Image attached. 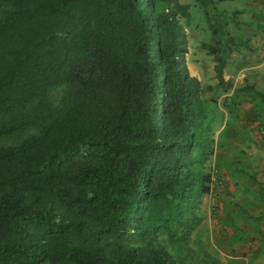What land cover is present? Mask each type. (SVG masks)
<instances>
[{"label":"trees","instance_id":"16d2710c","mask_svg":"<svg viewBox=\"0 0 264 264\" xmlns=\"http://www.w3.org/2000/svg\"><path fill=\"white\" fill-rule=\"evenodd\" d=\"M220 1L198 0L225 91V56L247 45L220 34ZM190 16L180 0H0V138L37 128L0 146V264H222L191 246L216 94L188 70Z\"/></svg>","mask_w":264,"mask_h":264},{"label":"crops","instance_id":"0c3cea01","mask_svg":"<svg viewBox=\"0 0 264 264\" xmlns=\"http://www.w3.org/2000/svg\"><path fill=\"white\" fill-rule=\"evenodd\" d=\"M216 6L239 11L231 35L247 46L225 56L223 78L231 87H215L213 78L208 84L216 100L202 95L214 137L210 166L220 168L223 183L214 198L216 208L212 214L206 209L193 238L223 264H264V145L254 130L256 121L264 123V101L239 90L247 85L264 94V0H222ZM213 66L214 60V74ZM187 67L203 87V73Z\"/></svg>","mask_w":264,"mask_h":264},{"label":"rangeland","instance_id":"374dc122","mask_svg":"<svg viewBox=\"0 0 264 264\" xmlns=\"http://www.w3.org/2000/svg\"><path fill=\"white\" fill-rule=\"evenodd\" d=\"M180 2L190 4V19H181V23L183 24L186 30L188 40V53L185 56L187 60L186 63L187 65H189L192 71L197 70L204 74L200 76V79L203 83V87H205L213 78L216 80L215 74L212 73L211 69V62L213 61V56L208 53L207 48L205 46L206 44H214L212 33L207 26L206 16L204 15L203 10L199 6L200 2H198V0H180ZM231 10L232 8L230 7V12L222 11L216 6V21L218 25L222 26L220 34H222L223 32H227L229 34L236 32V26L233 23L231 17H233L234 19L237 18V15H232V12L234 10ZM220 36L223 38L226 37V35ZM195 67L196 69H193ZM210 96L211 94L206 92L204 97L207 100ZM36 132L37 128L31 127L11 137L0 138V146L16 144L19 140L26 138L27 136ZM214 198L215 195L210 196L209 194L204 197L200 209L201 216H203L204 213L207 212V208H209L211 214L213 213V209L216 208L214 205ZM191 246L199 255H209L214 257L213 253L209 252L207 249H204V247L200 245V239H197L196 237L192 239Z\"/></svg>","mask_w":264,"mask_h":264},{"label":"built area","instance_id":"2783aa9c","mask_svg":"<svg viewBox=\"0 0 264 264\" xmlns=\"http://www.w3.org/2000/svg\"><path fill=\"white\" fill-rule=\"evenodd\" d=\"M262 12L264 13V7L262 8ZM255 135L259 139L262 145H264V123L261 121H256L254 125ZM210 186L211 190L209 195H216L217 190L222 187L223 183V175L219 167H211L210 172ZM252 247V246H251Z\"/></svg>","mask_w":264,"mask_h":264}]
</instances>
